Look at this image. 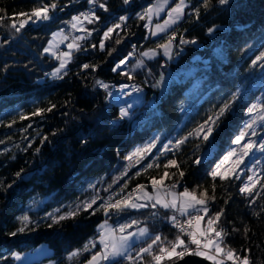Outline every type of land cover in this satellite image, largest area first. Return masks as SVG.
<instances>
[{"label":"trees","instance_id":"obj_1","mask_svg":"<svg viewBox=\"0 0 264 264\" xmlns=\"http://www.w3.org/2000/svg\"><path fill=\"white\" fill-rule=\"evenodd\" d=\"M154 1L129 0L124 4L123 0H105L107 12L95 8L100 20L93 24L83 22L80 34L86 39L79 41L82 50H72V59L61 71L62 78L57 79L47 75L57 65L54 56L43 53L48 38L64 28L72 16L92 6L87 0H57L64 11H56L50 21L29 23L20 33H15L8 25L19 24L23 18L19 14L30 12L41 0H0V9L5 10L0 13L5 15L4 22H0V141H3L0 182L7 189L0 188V264H14L13 251H28L42 242L47 243L51 254L30 264H82L97 244L71 259L69 253L82 249L89 240L96 241V225L105 219L117 229L116 233H120L119 224L135 219L141 223L125 232L146 225L152 235L159 233L174 240L177 229L165 217L175 213L168 209H129L108 216L103 211L95 214H90L91 210L81 211L74 219L60 224H53L46 216L56 209L62 214L69 206L93 196L99 197L93 205L94 209L98 208L113 193L120 194L125 183L127 187L122 195L138 184L150 189L151 178L159 180L165 171L169 173L164 179L165 186L175 183L176 190L187 188L197 196L207 190L208 197H215L208 201V215L214 217L223 209L216 226L225 230L223 248L234 249L238 256L247 257L250 264H264V153L254 150L241 156L240 145L233 143L245 122L254 115L248 113V107L264 103V68L261 62L252 66V60L264 51V0H229L223 6L211 0L206 10L201 7L202 0H187L189 7L181 20L152 38L146 37L144 25L145 9ZM193 7H201L198 19ZM138 13L145 18L141 19ZM120 16L127 19L121 22ZM117 23L121 27L110 34L101 50L99 44L104 31ZM214 25L219 27L209 34L207 29ZM83 29L95 30L84 36ZM73 30L77 36L79 32ZM173 35V58L166 60L158 45ZM181 38L195 39L197 43L182 44ZM144 52H149V56H143ZM125 57H128L126 63L113 71ZM140 60L143 64L135 67ZM83 64L98 67L84 69ZM161 74L163 82L154 86ZM96 80L107 84V91L96 85ZM128 83L142 87L144 103L130 112L129 117L120 119V111L112 100L118 85ZM237 89H240L238 99L220 119L208 142L193 136L179 151L159 153L164 143L186 136L214 115ZM53 104L56 107L51 112L31 115L36 108L46 109ZM21 112L26 117L23 120L19 118ZM255 130L257 135L252 136L249 130L241 144L248 139L264 140V127L258 123ZM157 135L160 137L157 147L140 163H136V157L124 159ZM233 149L236 154L232 161L242 159L237 169L251 165L258 172L250 195L240 192L245 178L232 175L214 181L210 175ZM197 158L200 163H193ZM169 159H175L180 168L165 169ZM149 163L159 167L144 171ZM21 169V176L16 177ZM180 171L184 172L183 177ZM8 185L12 186L8 188ZM152 212L157 215L152 217ZM25 214L34 223L23 232L10 235L21 226L17 218ZM207 218L202 221L204 226ZM150 242L146 239L136 247ZM149 260L144 254V260L137 258V264H148ZM117 261L130 264L123 259Z\"/></svg>","mask_w":264,"mask_h":264},{"label":"snow or ice","instance_id":"obj_2","mask_svg":"<svg viewBox=\"0 0 264 264\" xmlns=\"http://www.w3.org/2000/svg\"><path fill=\"white\" fill-rule=\"evenodd\" d=\"M71 2V0H70ZM216 2L223 6L229 3V0H216ZM87 3L92 6L86 12H81L78 15L72 16L71 27L73 29H77L78 25H82L84 21H87L89 24H93L100 20V16L96 14L95 8H99L104 10L105 12L108 11L107 3L105 0H87ZM124 4H128L129 0H123ZM168 3V0H163V4L158 5H149L147 9H145V14L148 15V18H151V14H159V12L163 9L164 5ZM211 0H202V5L205 10L209 8ZM67 7V6H65ZM189 7V2L187 0H178L175 2V6L169 8L168 10V19L164 21L163 25L157 24L156 27L159 32H164L170 25H174L177 21L181 20V18L185 15V9ZM201 7H193L192 12L195 14L196 18H199ZM56 11H64L63 7H60L57 3V0H49V2L44 3L41 0L39 6L33 7L30 12L20 13L19 15L23 17L19 24L13 22L8 27L14 30L15 33H20V31L29 23H37L43 21H50L53 19V14ZM4 9H0V13H4ZM140 16L141 19L145 18L144 14H137ZM119 21L124 22L127 17L120 16ZM5 15H0V22H4ZM121 27V23H117L108 27L106 31L103 33V38L100 40L99 47L101 50L105 48V40L110 38V34L114 32L115 29H119ZM147 27V25H145ZM219 26L214 25L207 29L209 34H212L216 28ZM87 35H91L93 30L83 29ZM63 29L60 32L52 33L53 38L61 37L60 42L62 43L64 40L68 39V37L63 35ZM152 35H157L156 32H152ZM86 39V37L82 36H74L72 38V43L68 44L69 51L67 52H60L54 53L53 52V42L49 41V46L43 49L44 53H52L55 55L56 59L59 60V67L53 69L50 74L54 78L60 79V73L62 70H65L67 64L72 59V50L80 51L82 50V46L79 41ZM175 39V36L169 37L168 41L164 44L158 45V47L162 48L164 51V55L172 59V43ZM116 43H120L119 40ZM182 44H196L197 41L195 39L192 40H184L181 38ZM93 48L96 45H92ZM135 47V46H134ZM149 52L155 53V50H149ZM149 52L142 53L143 56H149ZM111 53H109L110 55ZM179 53H177L178 55ZM132 53H129L131 56ZM128 57L120 60L118 64L112 69L113 71H117L122 65H124L127 61ZM257 62H261L260 66L264 68V51L260 53V55L256 56L255 59L252 60V66H256ZM143 64V61H137L135 67H140ZM82 67L84 69L92 68L95 70L98 66L97 65H89L83 64ZM65 71V75H66ZM164 80L163 74L160 76V80L157 81V84L154 86H159ZM95 84L101 88H104L106 91L108 89V85L105 84L103 81L96 80ZM127 85H121V88H126ZM134 91L140 92L141 89L139 87L134 86ZM240 89H237L236 92L232 93L229 100L223 102L222 106L219 108L218 111L214 113V115H210L207 120L203 123L199 124L197 128L193 129L189 132L186 136L180 137L173 140H169L167 143L163 144V147L158 149L161 155L173 152L175 149L179 151L181 146L184 145L189 137H198L202 139L204 142H208L209 138L212 136L215 128L218 127L219 121L222 117L226 115L231 110L232 103L236 101L239 97ZM111 96V93H108ZM56 105H51L46 109L36 108L34 112L31 113L32 116L43 115L44 112H51ZM132 105H128L127 107L120 108V119H124L130 116L129 109ZM259 109V111H258ZM249 114H253L251 118L245 122L243 128L240 130L239 134L235 137L233 141L234 144L240 145L241 147V156H247L249 153L253 152L254 150H259L260 152L264 153V140L259 142L253 141L248 139L247 142L241 144L242 140L249 134V130H251V135L256 136L255 126L259 123L261 127H264V103L259 104H252L247 109ZM19 118L21 120L25 119V114L20 113ZM15 121H13L14 123ZM26 131V129H25ZM55 135V133H53ZM47 140V137L43 138ZM160 140L159 135L151 138L148 142H146L143 146L137 147L132 153H129L127 156L124 157L125 160H131L133 157H136V163H140V160L144 158L145 155L151 153L153 148L157 147V143ZM43 142V141H42ZM3 143V141H0ZM199 147V145H197ZM26 150V149H25ZM7 151V150H5ZM40 151L39 148L36 149L38 153ZM236 154V149L230 151L225 157L224 160H228L229 157H232ZM195 164L200 163V159L197 158L193 161ZM223 161L221 162V164ZM221 164H217L216 168L210 173L211 177L215 181L217 177L220 180L228 179V175L219 171L221 168ZM159 167L158 164L149 163L144 168V171L147 168L152 167ZM169 166H174L175 168L179 169L180 165L177 163L175 159L167 160V163L164 165V168L167 169ZM21 169L20 172H17L15 175L16 177L21 176ZM126 175V172L124 173ZM137 176L140 175V172L136 173ZM180 177L184 176V172H179ZM255 175V173H254ZM169 176L167 171L164 172V175L160 177L159 180L156 178H151V185L153 191L151 193L147 192L146 186L142 184H138L136 188L132 189L130 193L127 195H122L124 188L127 187L125 183L121 189L120 194L113 193L108 199L99 205L98 208H93V205L96 204L98 196H93L90 200L83 201L77 205L69 206V210L60 213V209L54 210L52 213H47L46 216L52 220L53 224H60L61 222L69 219H74L81 211H90V214H95L97 211H103L106 216L110 213H120L127 211L129 209H168L173 210L174 213H179L180 216H186L187 219L181 222L178 219L176 214L171 216L165 217L176 229L177 235L174 240H168L167 237H163L161 234L157 233L152 235L149 228L145 225L144 227H138L135 232L129 231L127 235H120L116 236L115 233L117 231L116 228H113L111 225L108 224V220L105 219L104 222L98 225L99 229V244L101 245V251L95 252L92 254L91 258L86 261V264H118L117 258H121L125 261L130 262V264H137V258L140 261L144 260V254L150 258L148 264H161L162 261L171 262V264H176L178 261H182L185 256H198V257H205L207 260L213 262V264H224V259L234 261V264H250V261L247 257H240L235 253L234 249H225L221 245L223 243L225 230L223 228H217L216 226L219 224L220 218L223 215V209L218 211L213 216H209V207L208 201L209 199H215V197H208L207 190L202 192L199 196L195 193L189 192L187 188L184 189L182 193H173L172 189L176 187V184H172L170 187L164 185V179ZM247 181L243 187H241V193L252 194L253 188L255 186V181L253 176H248ZM15 183V181H13ZM12 185H8L7 187L10 188ZM89 187H94V185H89ZM0 188L7 190L4 188L3 183L0 182ZM215 191V185H213V192ZM138 193V194H137ZM113 197H117L113 200ZM202 213V214H201ZM157 212H152V217H155ZM207 218L206 227H201V222L204 221L205 217ZM20 222V227L16 229V231L11 232L10 235L15 236L17 232H23L28 227L29 224L34 223L28 215H23L17 218ZM141 222L138 220H131L130 223L119 224L118 230L120 233H124L126 229H130L133 225H139ZM52 225L50 224L49 227ZM234 231H238V229H234ZM247 227L245 228V234H247ZM186 236L187 240L182 238ZM147 238L151 242L147 243L146 247L140 248L138 251L133 253V244L136 240ZM195 247H192V246ZM96 247L95 240H89L82 249H76L73 252L69 253V258L79 256L82 252L90 251L91 248ZM13 257L16 260H21L23 254L22 253H12ZM222 257V258H218Z\"/></svg>","mask_w":264,"mask_h":264},{"label":"rangeland","instance_id":"obj_3","mask_svg":"<svg viewBox=\"0 0 264 264\" xmlns=\"http://www.w3.org/2000/svg\"><path fill=\"white\" fill-rule=\"evenodd\" d=\"M175 2H178V0H168V3L167 4H165L164 5V7H163V9L159 12V14L157 15V14H155V13H152L151 14V18L149 19L148 18V15H147V19H146V24L145 25H147V27H145V25H144V28H146V37H152V38H154V37H156V36H158V35H160V34H162L163 32H159L158 31V29H157V27H156V25L157 24H160V25H163L164 24V21L166 20V19H168V10H169V8H171V7H174L175 6ZM158 4H163V0H155L154 1V3H152V4H150V5H158ZM69 21H71V20H69ZM69 21H67V22H65L66 24L69 22ZM178 22V21H177ZM70 24V23H69ZM81 26L82 25H78V27H77V29H75V30H77L79 33L77 34V36H81V34H80V32H81ZM173 25H170L167 29H165V31H167L170 27H172ZM64 31H63V35L64 36H66V37H68V39H66V40H64L62 43L60 42V40H61V37H56V38H53V35L51 34V36H50V38H48V41H47V43H46V45H45V47H48L49 46V41L51 40L52 42H53V52L54 53H60V52H67V51H69V49H68V41H70V40H72V38L74 37H71V38H69V36H68V31L71 29V24H70V28H68L67 27V25H64V28H62ZM164 31V32H165ZM54 32H60V30H57V31H54ZM53 32V33H54ZM152 32H156L157 33V35H152ZM76 36V35H75ZM165 42H167V41H165ZM165 42H163L162 44H164ZM69 43H72V42H69ZM44 47V48H45ZM62 47H65V49H62L61 50V48ZM60 49V50H59ZM59 50V51H58ZM171 51H173V43H172V49H171ZM44 53V52H43ZM160 53H161V56L164 58V59H166V60H169V57H167V56H165L164 55V51H163V49L161 48V50H160ZM44 54H47V53H44ZM52 56H54L55 57V55H53L52 53H50ZM150 56H152V55H150ZM147 57V56H146ZM56 58V57H55ZM57 60V65L53 68V69H55V68H57V67H59V60L58 59H56ZM116 66V65H115ZM123 66V65H122ZM121 66V67H122ZM120 67V68H121ZM53 69H52V71H53ZM118 70V69H117ZM51 71V72H52ZM44 74H46V73H44ZM133 84V83H132ZM120 85H122V84H120ZM120 85H118V90H119V86ZM134 85H137V84H134ZM118 90H117V92L115 93V95L113 96V100H112V103L114 104V103H117L116 102V97L118 96ZM109 93V92H108ZM142 94V95H141ZM139 97H141L140 98V100H139V103H136L135 105H132V107L129 109V113L130 112H132L136 107H140L143 103H144V96H143V93H140L139 94ZM121 107H124V105H122L121 104V106L117 103V108L119 109V111H120V108ZM223 161V163L221 164V162ZM239 161H242V159L241 158H238V159H235L234 161H232V158L231 157H229V159L228 160H224V158L220 161V162H218L217 164H221V168L219 169V171H221L222 173H225V174H227L228 176H232V175H235L236 177H238V178H240V177H243V178H245L246 179V181H245V183L246 182H248L247 181V178H248V176H253V179H254V181H255V179H256V174L258 173L256 170H255V168L253 167V166H248V167H246V168H243V167H240V168H238L237 169V166H238V163H239ZM216 164V165H217ZM216 168V166L214 167V169ZM213 169V170H214ZM245 172H247L246 173V175L247 176H243V174L245 173ZM254 173H255V175H254ZM147 192H149V193H151L152 191H153V188H152V185H151V188L150 189H148V188H146L145 189ZM184 191V190H183ZM183 191H178V190H176L175 188L174 189H172V192L173 193H176V194H178V193H182ZM138 194V193H137ZM173 211V210H172ZM175 214H177L178 216L180 215L179 213H175ZM202 214V213H201ZM186 217V216H185ZM104 221H101L100 223H98L97 225H96V231H97V233H98V236H97V239H96V244H97V248H96V250L93 252V253H95V252H99V251H101V245L99 244V240H98V237H99V229H98V225H100V224H102ZM109 224V223H108ZM110 225V224H109ZM201 227L202 228H204V227H206V225L204 226L203 224H202V222H201ZM137 229H135V230H131L132 232H135ZM115 235L118 237V236H120V235H127V232H125V233H115ZM147 238H142V239H138V240H136L135 241V243L133 244V248H132V250H133V253H134V251H138L140 248H142V247H146V246H139L138 248L136 247L138 244H140L141 242H143V241H145ZM12 253H22L23 254V256H22V259L21 260H16L14 257H13V255H12ZM11 253V257L13 258V260H14V264H30V263H34V262H38L39 260H41V259H43L44 257H46V256H48V255H50L51 254V249H50V247L47 245V243H45V242H42V243H39L38 245H36V246H34L32 249H30V250H28V251H21V252H19V251H13ZM92 253V254H93ZM92 254L90 255V257L88 258V259H90L91 258V256H92ZM201 258H204V259H206L205 257H201ZM87 259V260H88ZM118 259H121V258H117V260ZM87 260H85L82 264H86V261ZM207 260V259H206ZM209 262H211V263H213L212 261H210V260H208ZM104 264H107V262H104ZM167 264H171V262H168Z\"/></svg>","mask_w":264,"mask_h":264},{"label":"bare ground","instance_id":"obj_4","mask_svg":"<svg viewBox=\"0 0 264 264\" xmlns=\"http://www.w3.org/2000/svg\"><path fill=\"white\" fill-rule=\"evenodd\" d=\"M77 13L76 15H78ZM122 85H127L128 87L126 88H119L118 90V96L116 97V102L121 106L124 105V107H127L128 105H135L136 103H139V100L141 97H139L140 93H143L142 87L139 85H134L131 83L128 84H122ZM134 86L139 87L141 89L140 92L134 91ZM142 95V94H141ZM144 96V94H143ZM117 103H115L117 105ZM179 219L184 218L185 216H178ZM187 240V239H186ZM192 247H195L194 245ZM201 258V257H200ZM204 259V258H203ZM206 260V259H205ZM208 261V260H207ZM225 261H232V260H227L226 258L224 259V264H229L230 262H225ZM209 262V261H208ZM168 261H162L161 264H167ZM211 263V262H210ZM213 264V263H211Z\"/></svg>","mask_w":264,"mask_h":264},{"label":"water","instance_id":"obj_5","mask_svg":"<svg viewBox=\"0 0 264 264\" xmlns=\"http://www.w3.org/2000/svg\"><path fill=\"white\" fill-rule=\"evenodd\" d=\"M176 264H211V263L198 256H185L182 261H178L176 262Z\"/></svg>","mask_w":264,"mask_h":264},{"label":"built area","instance_id":"obj_6","mask_svg":"<svg viewBox=\"0 0 264 264\" xmlns=\"http://www.w3.org/2000/svg\"><path fill=\"white\" fill-rule=\"evenodd\" d=\"M75 16V15H74ZM65 25H67V27L68 28H70V24H69V22L66 24L65 23ZM76 34H75V32H74V30L71 28L69 31H68V36H69V38H71V37H73V36H75ZM83 35L84 36H87V34L86 33H83ZM121 87V85L119 86V88ZM179 219V218H178ZM185 219H187V217H184V218H181L180 220H181V222H183V220H185ZM218 258H222V257H218ZM225 262H230L229 264H234V261H225ZM226 264V263H225Z\"/></svg>","mask_w":264,"mask_h":264}]
</instances>
